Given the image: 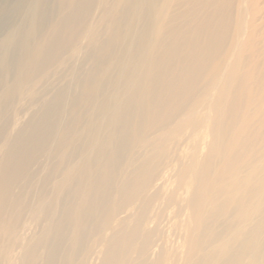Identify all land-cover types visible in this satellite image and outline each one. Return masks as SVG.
<instances>
[{"label": "bare ground", "instance_id": "obj_1", "mask_svg": "<svg viewBox=\"0 0 264 264\" xmlns=\"http://www.w3.org/2000/svg\"><path fill=\"white\" fill-rule=\"evenodd\" d=\"M0 35V264H264V0H0Z\"/></svg>", "mask_w": 264, "mask_h": 264}, {"label": "rangeland", "instance_id": "obj_2", "mask_svg": "<svg viewBox=\"0 0 264 264\" xmlns=\"http://www.w3.org/2000/svg\"><path fill=\"white\" fill-rule=\"evenodd\" d=\"M13 24H14V23L10 22L8 26H10V27H11V26H14ZM0 38H1V35H0ZM96 261H97V260H96Z\"/></svg>", "mask_w": 264, "mask_h": 264}]
</instances>
